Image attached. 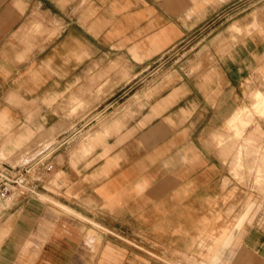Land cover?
Instances as JSON below:
<instances>
[{
	"label": "crops",
	"instance_id": "crops-1",
	"mask_svg": "<svg viewBox=\"0 0 264 264\" xmlns=\"http://www.w3.org/2000/svg\"><path fill=\"white\" fill-rule=\"evenodd\" d=\"M238 1L0 0V154L21 151L14 169L38 133H76L53 157L54 169L62 154L59 208L43 202L56 200L45 175L0 198V264H117L120 249L131 264L121 239L171 258L264 264V201L255 212L244 187L225 183L231 147L218 143L263 64L264 38L211 49L203 68L154 97L148 89L152 64L197 47ZM10 167L0 157V177Z\"/></svg>",
	"mask_w": 264,
	"mask_h": 264
},
{
	"label": "rangeland",
	"instance_id": "rangeland-1",
	"mask_svg": "<svg viewBox=\"0 0 264 264\" xmlns=\"http://www.w3.org/2000/svg\"><path fill=\"white\" fill-rule=\"evenodd\" d=\"M232 23L242 24L241 26L243 29L234 26L230 28L229 26ZM248 24L249 26L246 29ZM255 35L264 38V0H240L234 3L227 11L220 14L215 26L206 28L199 40L205 39L197 45V47H194V44H192L188 45L183 50L180 46L169 52V54H166L161 60L152 64L153 79L151 85L148 87L151 96L154 97L163 89L173 84L179 79L182 72H195L203 68L205 64L212 60L211 49L216 53L223 54L224 51H227L246 36ZM198 57H200V60H197ZM245 87L247 90V97H245L246 99L242 103L243 105L237 109L238 111L233 116L232 122L227 126V129L230 131L227 134V138L218 139V143L231 147L232 155L228 167L231 172V179L226 178L225 183L231 180L233 185L237 184L244 187L248 192V199H252L254 203L252 205L253 211L256 212L261 210L262 202L264 201V131L262 129V127L264 128V61L259 67V71L255 69L249 81H246ZM244 104H247V107H245ZM76 110L77 108H73L72 112ZM92 131L93 128L89 129L86 133L80 134L78 136V144L90 141ZM53 133L52 131H42L38 133L33 142L34 145L40 144L36 149L40 148L44 143L52 141L54 139ZM30 149V144H26L22 152H26L28 156L31 153ZM59 152H61V149L55 152L54 155ZM20 153L21 151L11 154L10 151H7L0 154L1 159H4V161L10 164L11 167L9 169L12 170V176L15 170V168L13 169V165L16 160L19 159L18 156H20ZM227 158V156L224 157V162ZM61 163L62 154L60 153L56 157V167L52 170L51 174L45 175V177L42 178V180L48 181L47 190L49 191H51L52 186L55 185V178L58 173L55 171ZM37 177L39 178V176ZM18 187L19 186H16V188ZM8 188L16 194L15 187ZM27 188L28 185H25L23 190L27 191ZM34 190L32 189V194L35 192H43ZM51 192L56 196L45 192L43 193L56 198V200L43 196V199L46 200L43 202L46 206L54 208L53 205H55L58 207L57 202L61 201V193L59 191L56 192V190ZM232 210H234V208ZM124 240L121 239V243H127L131 246L132 250L135 249L134 252L131 251V264H159L151 262V259L160 261V264H177L178 262L182 264H217L220 259L219 253L214 255L212 261L209 263L197 260L192 255L176 252L171 253L173 256L171 258L166 256L167 253L160 254L156 250H151L136 241L129 239ZM127 258V252L120 249L116 255V259L113 261L117 264H122V261L127 260Z\"/></svg>",
	"mask_w": 264,
	"mask_h": 264
},
{
	"label": "built area",
	"instance_id": "built-area-1",
	"mask_svg": "<svg viewBox=\"0 0 264 264\" xmlns=\"http://www.w3.org/2000/svg\"><path fill=\"white\" fill-rule=\"evenodd\" d=\"M75 132L60 135L56 140L48 143L40 144L31 148V153L23 159L18 167L15 168L13 176L0 177V198L9 201L13 197V192L8 187L19 186L15 189L17 193L23 190L26 178L33 175L43 176L51 172L53 169V157L55 152L74 139ZM8 180V181H7Z\"/></svg>",
	"mask_w": 264,
	"mask_h": 264
}]
</instances>
